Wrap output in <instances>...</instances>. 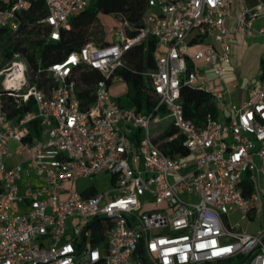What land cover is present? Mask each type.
<instances>
[{
    "label": "built area",
    "instance_id": "1",
    "mask_svg": "<svg viewBox=\"0 0 264 264\" xmlns=\"http://www.w3.org/2000/svg\"><path fill=\"white\" fill-rule=\"evenodd\" d=\"M37 1L44 13L27 24ZM90 3L0 0V43L33 27L56 42ZM232 3L145 0L134 36L119 17L114 39H90L34 74L19 50L0 64V264H264V67L250 97L227 99ZM258 16L264 0L241 8L238 30L251 35ZM149 38L154 68L141 74L155 104L142 113L114 99L110 85L123 80L127 52ZM90 70L103 77L83 106L78 78ZM182 83L209 92L221 118L200 125L186 118ZM29 102L34 110L9 117L8 104L18 110ZM36 118L38 137L30 129ZM165 121L177 130L165 141L182 136L186 154L160 149V131L151 128ZM102 175L110 177L106 190L72 186ZM68 219L77 223L69 228Z\"/></svg>",
    "mask_w": 264,
    "mask_h": 264
},
{
    "label": "trees",
    "instance_id": "2",
    "mask_svg": "<svg viewBox=\"0 0 264 264\" xmlns=\"http://www.w3.org/2000/svg\"><path fill=\"white\" fill-rule=\"evenodd\" d=\"M144 8L145 0H95L86 9L75 13L71 17L70 28L60 30V38L58 41L46 43L45 39L41 36L40 28L33 27L23 36L7 38L2 44L3 55L7 60L13 51H22L26 54L31 72L34 74L38 66L45 68L48 64L61 60L69 51L78 49L88 40L92 39L95 41V34L93 35L89 30L91 26H95L98 29V38L102 39L106 32L98 18L99 13L118 15L125 23L124 28L128 36L136 35L141 27ZM43 13L44 6L42 2H34L26 14L25 23L33 22ZM104 43L107 42L104 41ZM155 45L156 42L152 38H149L145 43L135 45L126 54L125 66L118 70V74L122 79L126 82L132 81L135 88L134 94H127L122 105L135 106L142 113L152 111L155 104L154 98L147 92L145 77L141 74L144 70L154 68L152 52ZM38 59L40 60L39 64L37 62ZM261 65L264 67V61L261 62ZM102 77V74L97 70L82 71L79 73L78 80L84 84L79 93L80 98L83 100V106L92 102V84ZM179 99L183 106L185 117L198 125L202 124L208 116L217 118L219 115L211 94L195 86L182 83ZM7 108L10 118L21 114L24 110H34L32 102H29L28 105H23L18 110L11 104H8ZM30 129L31 136L38 137L40 135L38 118L30 123ZM176 132L175 126L168 124L155 138L163 153L167 155L187 153L185 147L182 145V136L177 135L173 140L165 141L167 136H172ZM141 135V129L137 128L134 131V138L140 139Z\"/></svg>",
    "mask_w": 264,
    "mask_h": 264
},
{
    "label": "crops",
    "instance_id": "3",
    "mask_svg": "<svg viewBox=\"0 0 264 264\" xmlns=\"http://www.w3.org/2000/svg\"><path fill=\"white\" fill-rule=\"evenodd\" d=\"M254 0H233L231 16L226 20V26L230 30L232 43L230 63L225 72L227 86V99L240 103L251 96L250 89L259 84L264 61V35L257 31L264 26V16H258L251 22L252 34L246 35L238 30L236 16L245 5L253 4ZM213 75L207 72V78L212 79ZM10 147L15 145L14 141L9 142Z\"/></svg>",
    "mask_w": 264,
    "mask_h": 264
},
{
    "label": "rangeland",
    "instance_id": "4",
    "mask_svg": "<svg viewBox=\"0 0 264 264\" xmlns=\"http://www.w3.org/2000/svg\"><path fill=\"white\" fill-rule=\"evenodd\" d=\"M95 0H91V2H93ZM234 5H232L233 8ZM98 18L100 20V22L103 24L104 30L106 32L105 36L102 39H106L107 40H112L114 39V36L112 35V31L115 27L119 28V30H121L122 28V22L120 21V18L118 15H112V14H105V13H99L98 14ZM89 30L91 31V33H93V35L95 34V42H100L102 41V39L98 38V29L95 26H91L89 28ZM5 32H0V37H4L5 36ZM6 62V59L3 55V45L2 43H0V64H4ZM110 92L111 95L113 96L114 99H116L117 101H119L120 103L123 104V100L127 97V94L132 95L135 92V88L133 86L132 81L126 82L125 80H120L117 82H113L110 85ZM160 117L162 119L166 118L168 116V111L163 110L162 112H160ZM221 113H219V117L221 118ZM166 121L163 123H160L154 127L151 128L152 132H158L161 131L162 129L165 128L166 126ZM137 128L134 129V131ZM89 185H94L95 188L100 191V190H106L108 188H110L111 186V181H110V177L109 175H102L100 177H95V178H81L79 180H77L76 182H74L72 184L73 188L75 190H82L85 187L89 186ZM232 221L233 222H237L240 221L239 220V216L237 214H234L232 216ZM72 223H77V219H68L67 221V225L70 228Z\"/></svg>",
    "mask_w": 264,
    "mask_h": 264
},
{
    "label": "water",
    "instance_id": "5",
    "mask_svg": "<svg viewBox=\"0 0 264 264\" xmlns=\"http://www.w3.org/2000/svg\"><path fill=\"white\" fill-rule=\"evenodd\" d=\"M1 80H3V76L1 77Z\"/></svg>",
    "mask_w": 264,
    "mask_h": 264
}]
</instances>
